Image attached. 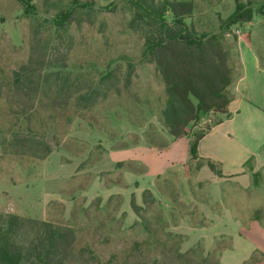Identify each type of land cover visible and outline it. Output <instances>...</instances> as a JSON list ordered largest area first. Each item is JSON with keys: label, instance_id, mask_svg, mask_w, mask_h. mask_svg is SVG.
I'll return each instance as SVG.
<instances>
[{"label": "rangeland", "instance_id": "1", "mask_svg": "<svg viewBox=\"0 0 264 264\" xmlns=\"http://www.w3.org/2000/svg\"><path fill=\"white\" fill-rule=\"evenodd\" d=\"M130 1L0 0V69L5 73L26 61L37 30L50 45L60 35L59 51L67 53L73 75L82 71L94 84L109 67L117 78L116 88L95 106L57 114L58 145L43 160H19L3 152L11 120L0 106V213L69 227L74 243L65 264H220L217 247L226 243L218 239L225 242L249 218L264 224V167L229 178L210 172L202 159L187 158L153 178L145 175L141 161L129 158L144 152L141 158L159 169L172 157H187L184 140L160 152L175 140L162 122L167 95L143 56L141 38L127 28L134 13ZM191 1L193 12L185 23L214 33L228 53L236 28L260 36L264 47V0H238L252 8L254 24L231 27L224 22L234 0ZM70 8L77 22L56 28L53 18ZM166 19L171 21L170 13ZM215 118L203 115L188 125L187 135ZM145 189L155 198L146 206ZM131 201L140 207L137 213Z\"/></svg>", "mask_w": 264, "mask_h": 264}, {"label": "trees", "instance_id": "2", "mask_svg": "<svg viewBox=\"0 0 264 264\" xmlns=\"http://www.w3.org/2000/svg\"><path fill=\"white\" fill-rule=\"evenodd\" d=\"M134 13L127 28L138 34L143 43V56L160 76L167 95L162 122L174 139L187 136V127L203 115L227 113L229 96L226 89L232 80L227 51L214 33L198 32L184 18L193 12L191 0H131ZM234 11L225 25L252 20L250 6L234 0ZM26 13L29 7L24 4ZM34 9V6H30ZM170 13L171 21L166 19ZM30 14H33L30 12ZM264 21V9L260 10ZM73 8L60 11L54 18L56 28L76 23ZM34 31L25 62L5 73L0 69V106L11 120L3 152L14 159H45L58 145L61 125L59 113L70 107L75 112L95 106L102 96L116 88L117 78L106 68L96 83L85 80L82 71L75 75L66 63L67 53L59 51L57 35L53 44L43 42ZM125 81L128 82L127 77ZM117 90V89H116ZM189 140L188 157H197V144L210 128L219 123L215 118ZM166 148V147H165ZM210 172L222 176L208 161ZM120 165V163L118 164ZM142 202L155 201L151 191L142 192ZM131 209H140L134 201ZM74 243L73 231L47 220L10 213H0V264H65ZM218 253L221 247H217ZM256 257L243 264H253Z\"/></svg>", "mask_w": 264, "mask_h": 264}, {"label": "crops", "instance_id": "3", "mask_svg": "<svg viewBox=\"0 0 264 264\" xmlns=\"http://www.w3.org/2000/svg\"><path fill=\"white\" fill-rule=\"evenodd\" d=\"M234 10V9H233ZM233 12V11H232ZM231 12V13H232ZM230 13V14H231ZM253 19V18H252ZM263 20V19H262ZM252 26L253 21L248 23ZM262 38L251 32H242L234 41L231 53L227 52L228 65L234 67L232 80L226 89L229 96L227 113L218 114L219 123L213 125L197 144V157L212 162L223 177H238L256 172L264 167V47ZM233 59V60H232ZM188 135L175 139L160 152L174 150L179 140L187 144V157L176 160L173 157L159 169L147 158L136 153L145 167V175L155 178L175 164H183L188 157ZM150 153V152H148ZM147 154V153H146ZM151 154H156L154 151ZM160 155V154H159ZM154 171V172H152ZM225 237L220 246V264H243L254 255L264 264V224L256 218L240 221L235 230Z\"/></svg>", "mask_w": 264, "mask_h": 264}, {"label": "built area", "instance_id": "4", "mask_svg": "<svg viewBox=\"0 0 264 264\" xmlns=\"http://www.w3.org/2000/svg\"><path fill=\"white\" fill-rule=\"evenodd\" d=\"M233 32H234V34L236 36H238L239 34H241V29L240 28H236Z\"/></svg>", "mask_w": 264, "mask_h": 264}]
</instances>
